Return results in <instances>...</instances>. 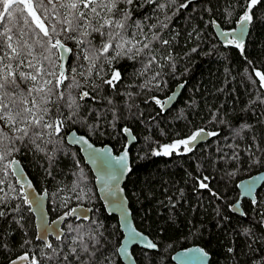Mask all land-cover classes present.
<instances>
[{"label": "snow or ice", "instance_id": "1", "mask_svg": "<svg viewBox=\"0 0 264 264\" xmlns=\"http://www.w3.org/2000/svg\"><path fill=\"white\" fill-rule=\"evenodd\" d=\"M193 2L0 0V252L11 251L9 237L13 230L22 233L19 243L22 251L8 264H115L113 257H123L131 264H155L159 245L131 226L129 213L117 196L123 191L119 188L120 177L132 171L128 163L129 145L136 137L125 140L124 150L118 157H112L108 149L93 147L89 140L93 136L124 140L131 135L127 124H122L128 120L140 121L151 131L157 117L169 112L178 93L172 92L164 99L155 94L168 86L165 76L175 79L180 75L178 58L172 51L179 33L172 34L168 21L179 10L189 9ZM204 2L211 4V0ZM141 9H145L143 19L136 17ZM205 10L210 14L214 11L212 7ZM223 16L227 23L236 25L230 31L218 33L223 37V46L239 51L247 65L244 75L256 88V91L246 89L248 99L241 111L258 112L256 123L264 125V70L256 68L248 59L245 45L250 27L264 16V0H229ZM209 24L221 27L215 19L209 20ZM186 39L195 44L184 57L199 54L205 39L202 29L193 26ZM219 55L227 59L224 53ZM123 60L133 62V71L128 75L139 83L125 85L126 66L117 67ZM225 71L230 74L229 69ZM178 87L183 89L184 84ZM115 97L122 99L118 102ZM138 97H143L142 101H138ZM141 103L152 111L145 115L146 110L140 109ZM174 119L187 120L188 117L184 109H180ZM207 124L227 125L231 135L224 133L223 128L209 130L203 126L183 135L177 132L176 138L169 136L167 143L153 140L150 135L145 136V141L155 144L150 147L152 157H184L194 154L199 147L207 148L209 141L214 142L213 151L197 158V174L189 176L193 180V191L206 190L213 199L225 200L218 189L211 187L216 179L213 173H218L220 180L230 182L248 168L264 169V127L257 131L250 122L236 127L219 109H209ZM76 125L79 126L76 131L65 132L66 127ZM80 129L83 134H78ZM69 135V145H81L82 150L88 151L89 160L98 164V171L107 170L108 181L113 183L105 181L104 187L109 196L115 197L110 201L111 206L123 217V227L127 229L125 240L132 244L142 242L139 260L125 243H120L111 255L101 250L105 225L102 220L88 215L93 209L85 210L82 206L84 200L91 199L82 170L74 173L76 178L71 188L58 187L51 196L47 191L37 195L32 183L25 178L19 157L31 152L33 156L42 154L43 160L48 162L44 165L45 175L55 179L53 168L58 154L68 155L71 151L65 146ZM160 135L168 136V133L161 129ZM75 166L79 169V163ZM257 179L264 177H255L251 183L241 182L236 188L243 189L241 195L251 198L252 206L258 209L260 227L264 228V210H261L264 200L253 194ZM224 187L227 188V183ZM66 192L71 195H65ZM49 198L52 200L49 211L57 213L51 223L43 211V202ZM177 202L169 198V207L175 208ZM227 208L234 214L247 215L238 208V202L228 204ZM33 210L40 213L41 224L38 231L29 233L27 224L31 218L26 213ZM215 215L220 218L217 226L223 230V220L228 217L222 216L219 206ZM76 220L80 223H75ZM237 223L241 224L239 231L225 232L234 237L227 246V257L235 256L237 264H241L239 255H246L242 264H264V232L256 235L257 230L252 226L243 227V221ZM61 225H66V230L61 229ZM50 234H54L52 241ZM239 236L245 238L242 245L235 243ZM175 259L186 264L203 262L210 257L205 249L198 248Z\"/></svg>", "mask_w": 264, "mask_h": 264}, {"label": "trees", "instance_id": "2", "mask_svg": "<svg viewBox=\"0 0 264 264\" xmlns=\"http://www.w3.org/2000/svg\"><path fill=\"white\" fill-rule=\"evenodd\" d=\"M228 3L229 0H211V4H206L204 0H194L189 9H181L172 15L168 23L173 35L179 33L173 42L172 51L178 58L177 69L180 75L175 79L165 76L164 79L168 80V86L155 94L163 98L178 83L184 84V88L181 89L169 112L158 116L156 122H153L151 131L145 124L137 120L122 122V124H127L132 135L136 137L135 142L129 147L132 171L126 176L124 189L135 227L159 245V249L155 253V264H173L170 255L174 251L190 245H198L205 249L209 253V264H237L235 256L228 258L226 255L227 246L234 237L225 235V232L229 229L239 231L241 224H238L237 221H243V227L252 226L254 230H257L256 235L264 232L259 224L258 209L252 206L250 200L242 199L240 202L242 211L247 213L246 216L234 214L227 208V205L233 203L237 198V182L264 169L248 168L232 178L230 182L220 180L219 174L213 173L216 179L212 181L211 187L214 190L218 189L226 197L225 200H215L206 190L193 191V180L189 176L190 173L197 174V158H202L208 152L213 151L216 147L214 142L209 141L207 148L199 147L194 154L184 157L175 155L173 157H152L150 147H155V144L145 141V136L150 135L153 140L167 143L169 136L176 138L175 133L177 132L183 135L186 134V131L203 126H207L209 130L213 127H216V130L223 128L224 133L231 135L227 125L207 124L209 109L213 111L219 109L226 113V119L236 127L244 122L252 123L257 131L264 127V125L256 123L258 112L241 111L243 104L248 99L249 93L246 89L256 91L255 85H252L244 75L246 62L237 49L225 48L217 41L209 24V20L215 19L223 31H230L234 28L235 23H227L223 16ZM207 7H212L213 13H208L205 10ZM144 12L145 9H141L136 13V17L143 19ZM235 18L234 15L233 20ZM150 22H154V20L145 23ZM193 26H199L202 29L205 39L200 45L199 54L194 53L185 58L184 53L195 44V41L186 39L187 32ZM245 45L248 59L253 61L256 68L264 70V16H261L250 27ZM205 53L215 54L206 55ZM220 53H224L227 59L219 55ZM132 63L123 60L117 65V67L126 66L125 85L140 82L134 81L128 75L133 71ZM136 67L138 68L139 65L137 64ZM185 67L188 69L187 72H185ZM226 68L229 69L230 74L226 73ZM226 78L228 83H226ZM220 88H223L224 91H218ZM107 92L111 94L110 89ZM115 99L119 102L122 98L115 97ZM142 99L143 97L137 98L138 101H142ZM101 103H106V101H101ZM140 109L146 110L145 115L152 111L148 105L143 103L140 104ZM180 109H184L188 117L187 120L174 119ZM77 128H79L78 125L68 126L65 128V132L68 133ZM161 129L166 130L168 136H161ZM79 133L83 134V129H80ZM90 140L97 145L110 144L115 152H119L124 147L126 138L120 140L112 136H93L90 137ZM240 143L243 144V141ZM65 146L71 151L68 155L58 154L53 168L55 179L45 175L44 165L48 162L43 160L42 154L38 153L33 156L31 152H25L19 158L37 190L39 192L46 190L49 196L57 192L58 187L67 185L71 188L72 182L76 178L74 173L82 170L91 196L90 200L82 202V206L84 208L92 207L94 211L90 213V217L103 221L105 229L104 236L101 237V250L111 255L122 237L118 219L115 215L106 213L94 184V176L89 166L85 164L79 149L67 144L66 140ZM77 163H79V169L75 166ZM225 183H227V188L224 187ZM181 190H183L182 197L180 196ZM65 195H71V193L66 192ZM255 195L257 199L264 200V182ZM169 198L178 201L175 208L169 207ZM72 203L76 204L75 201ZM217 206H219L222 216L228 217L223 220L225 225L223 230L217 226V221L220 219L215 215ZM51 207L52 200L49 198L47 209L53 219L57 217V213L49 211ZM26 216L31 218L27 224L29 233L36 232L33 214L28 212ZM75 223H80V221L76 220ZM63 227L66 230V225ZM21 236L22 233L18 229L13 230L9 237L11 251L0 252V264L8 263L11 258L22 251L19 248ZM244 239L243 236H239L235 238V243L242 245ZM49 240L52 241L54 238L50 237ZM131 252L135 254L137 260L140 259L139 247L133 246ZM113 259L115 264H123L119 257H113ZM246 259V255H239L241 264Z\"/></svg>", "mask_w": 264, "mask_h": 264}, {"label": "water", "instance_id": "3", "mask_svg": "<svg viewBox=\"0 0 264 264\" xmlns=\"http://www.w3.org/2000/svg\"><path fill=\"white\" fill-rule=\"evenodd\" d=\"M235 27H236V25L234 24V28H235ZM211 29H212L213 35H214V37L217 39V41H218L219 43L223 44V43H222V41H223V37H220V36L218 35V33H219L220 31H223V30H222L220 27L217 28V27H215V26H213V25H211ZM237 31H238V29H237ZM246 37H247V35L245 36V39H246ZM180 84H181V83L176 84V85L173 87V89L171 90V92H170L168 95H170L172 92H176V93H178V95H179V94H180V91H181V88H179L178 85H180ZM168 95H167V96H168ZM167 96H165V97H163V98H161V99H164V98H166ZM177 97H178V96H177ZM177 97H176V99H177ZM176 99H175V101H176ZM175 101H174V102H175ZM173 104H174V103H173ZM173 104H172V105H173ZM72 131H76V130H75V129L70 130L68 133H71ZM78 134H82V133H78ZM132 137H133V135H132V133H131L130 136L126 137V140H127V141H131V140H132ZM69 139H71L70 135L66 137V142H67ZM89 142L92 143L93 147H95V148H97V149L105 148V149L110 150V151H111V156H112V157H118V156L122 153V151L124 150V147H123L119 152H115L114 149H113V147H112L110 144L97 145V144L93 143L91 140H89ZM67 144H68V143H67ZM131 144H132V143H130V145H131ZM130 145H129V147H130ZM70 146H76V147L79 149L80 154H81V156L83 157V160H84L85 164H86L87 166H89V168L91 169V172H92V174H93V176H94V184H95V187H96L97 193H98V195H99V198H100V200H101V202H102V204H103V207H104L106 213L109 214V215H115V216L117 217V219H118V223H119V227H120V230H121V233H122V237H121L120 243H125V244H127L128 249H129L130 252H131V248H132L133 246H137V247L140 248V243H142V242H138L137 244H132V243H129L127 240H125V237L127 236V229H125V228L123 227V217L121 216V213H120L119 211L114 210L113 207L111 206L110 201H111L112 199H115V197H111V196H109V195L107 194L106 190H105V187H104V182H105V181H108V173H107V170H105L104 172L98 171V164H94V163H92V162L89 160V153H88V151H86V150H82V146H81V145H70ZM113 163H115V161H113ZM128 163H129V166H130V156H129V159H128ZM21 166H22V165H21ZM22 168H23V166H22ZM23 169H24V168H23ZM24 176H25V178H26L29 182L32 183L33 189H35L37 195H40V194H42L44 191H46V190H43V191L39 192V191L37 190V188L35 187L34 183H33L32 180H31V178H30V177L28 176V174L26 173L25 169H24ZM126 176H127V175H125V176H121L120 179H119V188L122 189L123 191H122V192H118V193H117V196L123 201V207H124V210H125L126 212L129 213L128 219H129V221L131 222V226H132L133 228H135L136 230H138V229L135 227L134 223H133V220H132V217H131V211H130V208H129V205H128V199H127V197H126V192H125V189H124V182L126 181ZM255 177H264V170H262V171H258V172H256V173H253V174H251V175H249V176H247V177H244V178L240 179V180L237 182V184H239V183H241V182H249V183H251L252 180H253ZM108 182H109V183H113V182H111V181H108ZM263 182H264V179H257V180L255 181L256 187L254 188V193H253L254 195H255V192H256V191L260 188V186L263 184ZM237 184H236V185H237ZM237 192H238L237 199H236L234 202H238V208L241 210V208H240V200L243 199V198H247V199L251 200V198L248 197V196H243V195H241V193L243 192V189H238V188H237ZM47 205H48V199H46V200L43 202V211L45 212V215H46L47 220L49 221V223H51V221L54 220V219H56L57 217H55V218H53V219L50 217V214H49L48 209H47ZM84 209H85V210H87V209H92V207H86V208H84ZM241 211H242V210H241ZM31 213H32L33 216H34V223H35L36 231H38L39 226H40V224H41L40 213H39L38 211H35V210H33ZM90 213H91V212L88 213L89 216H90ZM235 214H238V213H235ZM238 215H239V214H238ZM60 227H61V229H64L63 225H61ZM263 230H264V228H263ZM138 231L141 232L140 230H138ZM141 233H142L143 235L147 236V235L144 234L143 232H141ZM50 237L54 238V234H50V235H49V238H50ZM147 237H148V236H147ZM148 238H149V237H148ZM149 240H151V239L149 238ZM151 241H152V240H151ZM120 243H119V244H120ZM198 248H201V247L198 246V245H190V246H188V247L178 249V250L174 251V252L170 255V259H171V261L173 262V264H181V261L175 259V257H177L178 255H182V254H187V253H189V250H190V249H198ZM131 253H132V252H131ZM197 255H198V254H197ZM119 258H120V260H121V262H122L123 264H131V261H130V260L125 259V258H123V257H119ZM5 264H8V263H5ZM186 264H209V260H206V261H203V262H201V261H188V262H186Z\"/></svg>", "mask_w": 264, "mask_h": 264}, {"label": "flooded vegetation", "instance_id": "4", "mask_svg": "<svg viewBox=\"0 0 264 264\" xmlns=\"http://www.w3.org/2000/svg\"><path fill=\"white\" fill-rule=\"evenodd\" d=\"M223 45V44H222ZM256 193V192H255ZM237 199V198H236ZM243 199H247V198H243ZM242 200V199H241ZM241 200H240V202H241ZM249 200V199H248ZM251 201V200H250ZM240 208H241V206H240ZM241 210H242V208H241Z\"/></svg>", "mask_w": 264, "mask_h": 264}]
</instances>
